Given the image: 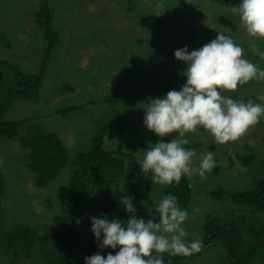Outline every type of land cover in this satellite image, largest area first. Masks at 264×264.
<instances>
[{"label": "rangeland", "instance_id": "1", "mask_svg": "<svg viewBox=\"0 0 264 264\" xmlns=\"http://www.w3.org/2000/svg\"><path fill=\"white\" fill-rule=\"evenodd\" d=\"M241 0H50L53 7L54 27L60 29L61 43L52 54L42 89L41 99L13 102L9 117L22 119L25 124L19 136H28L34 128L42 125L59 135L67 146L68 162L52 186L39 187L26 163L29 151L20 145L19 137L0 136V169L5 178L2 198L4 216L2 228L9 229L18 223L34 224L39 233L55 228L54 217L66 210L67 190L72 166L78 151L86 149L96 131L108 117H116L130 110V101L113 105L104 98L113 92L118 80L134 65L157 66L169 72L174 84L171 90L179 91L186 83L180 73L187 65L172 60L177 49L187 47L197 50L214 40L218 33H237L231 37L244 50V58L264 70V41L250 37L242 26L238 14L231 7ZM40 0H0V58L11 61L23 71L39 68L44 53L43 31L34 21ZM145 13H154L166 19L164 25L142 22ZM226 14V15H224ZM220 16L230 17L231 26L224 27ZM58 27V28H57ZM237 29H236V28ZM222 31H218V29ZM253 45L259 52L253 51ZM233 100L264 106V79L252 80L238 86L235 92H222ZM147 98H162L150 95ZM248 100H245V99ZM95 101V102H94ZM138 103L135 115L136 126L130 131H109L106 146L124 149L143 159L147 150L143 141L152 133L143 123L144 110ZM75 106L67 115L59 108ZM60 112V113H59ZM177 135V133H171ZM194 144L196 155L193 167L198 166L206 153L211 152L216 172H208L205 178L192 179L193 204L189 219L182 225L191 242L201 239L203 225L209 215L233 216L234 204L221 198L214 190L245 188L258 175L257 167L231 162L233 153L264 156V116L260 122L235 142L217 144L213 137L200 129L186 134ZM214 166V167H215ZM152 180L151 173H147ZM153 181V180H152ZM253 183L251 186H254ZM165 186H156V192ZM247 187V188H249ZM159 200L152 198L154 207ZM68 203V201H67ZM240 206V205H238ZM153 207V208H154ZM200 209L195 212L194 209ZM69 210V209H68ZM125 211V209H124ZM126 212V211H125ZM119 221L125 218L121 209L115 211ZM127 213V212H126ZM145 221L146 213L143 211ZM91 217H106L100 211L74 222L75 227L87 240L93 236ZM103 235V234H101ZM226 259V247L222 240L202 246L191 258V264H219ZM20 262H30L21 259ZM182 263L186 264L185 261ZM253 264H264L257 260Z\"/></svg>", "mask_w": 264, "mask_h": 264}, {"label": "trees", "instance_id": "2", "mask_svg": "<svg viewBox=\"0 0 264 264\" xmlns=\"http://www.w3.org/2000/svg\"><path fill=\"white\" fill-rule=\"evenodd\" d=\"M49 1L40 0L34 14V21L43 31L45 44L39 68L23 71L17 64L0 58V136L19 137L20 145L29 151L26 165L39 187L56 183L68 162L67 146L57 133L45 129L42 125L34 128L28 136H19L25 121L13 119L8 113L14 101L39 100L45 91L42 85L47 68L54 50L61 43L60 29L54 27L55 11ZM226 16H220L218 20L221 24L225 23L224 27H230L231 19ZM142 22L164 25L166 19L154 13H145ZM219 30L222 31L221 28ZM228 36L236 37L237 33L233 32ZM172 60H175L174 56ZM173 84L174 79L163 69V64H160V68L145 64L134 65L118 80L114 91L104 100L117 105L127 97L130 110L120 116L106 118L96 131L92 143L77 152L69 182L66 179L64 183L67 190V212L54 217L53 231L46 230L40 234L34 224L28 223H18L9 229L2 228L5 178L0 169V264H85V257L97 253L106 256L111 252L115 255L119 248L101 249L99 242L94 237L87 240L75 227L74 222L97 211L103 213L111 222L116 219L115 211L119 207L126 216L120 221L126 224L129 216L133 214L124 211V196L133 198L131 202L136 208L134 215L137 218L144 219L145 211L147 220L156 216L158 221L152 198L156 197L160 201L167 195L175 196L178 207L190 212L193 204L192 179L199 175L192 178L183 176L178 184L166 185L156 192L158 184H153V181L149 180L150 176L142 173V159L139 156L124 149H111L106 146V134L109 131L126 132L136 126L135 111L139 102L150 95L166 96ZM73 107L75 106L59 108V111L65 116ZM175 137L169 134L161 138L152 132L143 141L142 146L148 149L161 140L166 143ZM184 147L193 149L195 146L188 142ZM229 159L233 163L257 167L258 175L252 177L253 182L245 188L223 190L219 187L214 190L221 198H228L234 204L235 211L230 218L220 215H209L206 218L200 239L202 246L222 240L226 247V259L219 264H253L257 260L264 262V156L259 159L253 152L233 153ZM216 170L215 166L210 172ZM253 183L255 185L249 187ZM100 239H103V235ZM193 256L194 254L169 256L165 253L163 259L164 264H184L182 261L191 264ZM24 258L30 262H20Z\"/></svg>", "mask_w": 264, "mask_h": 264}, {"label": "clouds", "instance_id": "3", "mask_svg": "<svg viewBox=\"0 0 264 264\" xmlns=\"http://www.w3.org/2000/svg\"><path fill=\"white\" fill-rule=\"evenodd\" d=\"M231 10L238 14L250 37L264 41V0H241ZM253 51L259 49L253 45ZM259 54L264 57V52ZM174 57L187 65L180 73L186 77V83L179 91L170 90L162 98H147V103H141L145 113L143 123L149 131L161 138L177 133L169 142L161 140L148 148L140 163L142 173H151L153 184L162 186L178 184L183 176L199 175L204 179L215 166L209 152L193 167L196 153L184 147L188 143L186 134L203 129L217 144L223 145L239 140L264 116V106L221 94L235 92L238 86L252 80L264 79V70L245 59L243 48L230 36L218 33L200 49L191 52L187 47L177 49ZM132 199L130 196L122 199L125 211L133 214L126 224L118 219L110 222L107 217H91V232L99 247L119 251L115 255L109 252L106 256L97 253L85 257V264H164L165 253L191 256L202 250L201 240H185L187 231L182 225L189 219V213L178 207L175 196H164L155 206L158 221L156 216L147 221L137 218Z\"/></svg>", "mask_w": 264, "mask_h": 264}]
</instances>
